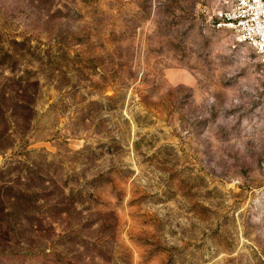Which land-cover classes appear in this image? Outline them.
Segmentation results:
<instances>
[{"label": "rangeland", "instance_id": "374dc122", "mask_svg": "<svg viewBox=\"0 0 264 264\" xmlns=\"http://www.w3.org/2000/svg\"><path fill=\"white\" fill-rule=\"evenodd\" d=\"M231 1L0 0V264H264Z\"/></svg>", "mask_w": 264, "mask_h": 264}, {"label": "built area", "instance_id": "2783aa9c", "mask_svg": "<svg viewBox=\"0 0 264 264\" xmlns=\"http://www.w3.org/2000/svg\"><path fill=\"white\" fill-rule=\"evenodd\" d=\"M214 24L230 30L234 41L249 46L264 64V0H232L216 11Z\"/></svg>", "mask_w": 264, "mask_h": 264}]
</instances>
